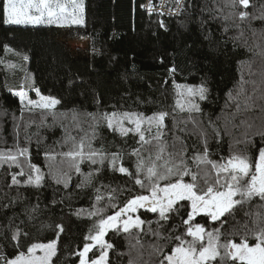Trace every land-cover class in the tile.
<instances>
[{"label":"trees","instance_id":"16d2710c","mask_svg":"<svg viewBox=\"0 0 264 264\" xmlns=\"http://www.w3.org/2000/svg\"><path fill=\"white\" fill-rule=\"evenodd\" d=\"M150 2L154 9L151 12L146 7ZM261 2L264 0H252L257 7ZM161 3L162 0H84V23L61 26L65 30L56 24L8 25L0 16V149H12L17 142L20 147H27L29 161L45 175L42 186L36 187L26 183V166L23 176L19 175V167H0V255L11 259L17 251L11 239L13 231L19 230L21 242L47 243L56 237L57 225H61L64 232L60 234L54 264H79L75 253L83 249L84 243H91L85 237L99 219L89 213L104 208L102 215L106 217L132 196L148 194L133 180L107 166L94 172L92 184L83 187H77L83 177L74 170L69 172L71 180L67 187L57 184L48 174L50 161L46 157L68 151L69 145L64 142L67 135L79 138L91 133L89 113L137 112L151 116L159 111L173 113L175 109L178 121L189 116L202 121L208 132L209 157L218 162H226L236 152L256 156L258 149L264 147V137L259 135L264 131V21L225 19L231 11L225 7L226 0H185V10L180 15L169 13V8L174 12L176 5L167 0L165 13L160 15ZM78 36L89 40L86 50L72 51L61 41ZM25 56L27 60L23 59ZM29 83L42 95L60 100L55 119L48 115L41 123L40 110L21 112L19 97L12 93L23 85L28 96L35 99L36 92L28 88ZM176 84H203L208 89L205 100L195 98L201 112H180L176 108ZM172 123L171 116L166 118V139L171 144L173 135H179L188 147V162L192 165L193 155L204 150L203 138L180 132L185 126L182 123L173 130ZM187 127L191 132L194 124L189 122ZM96 131L93 147H102L108 153L123 150L124 166L132 165L135 157L127 152L138 147V136L129 133L121 137L103 122ZM245 140L251 143L242 142ZM60 160L57 155L51 162L53 171L68 170ZM80 167L87 174L100 165L83 163ZM13 175L19 184L12 183ZM189 179L185 177L186 181ZM164 183L161 181L162 186ZM97 189L102 196L99 202ZM112 189H117L113 202L117 207L108 206ZM261 205L264 202L259 198L238 205L234 218H228L221 228V241L231 238L238 242L239 235L229 234L233 229L242 234L245 223L251 226L253 217L246 213L264 212ZM184 213L181 208L180 215L173 214L174 219L169 221L175 226L173 235L184 233ZM138 216L146 221L157 219L156 214L144 209H140ZM197 221L207 230L220 226L219 221L213 224L204 215L192 223ZM151 226L156 228L155 223ZM131 231L137 234L139 244L128 233L108 231L105 240L114 246L108 251V264H129L130 260L154 264L157 257L150 246L167 244L164 251L168 252L174 243L157 240L148 232V224L143 225V231ZM249 243L254 241L250 239ZM99 254L97 246L89 258L95 259Z\"/></svg>","mask_w":264,"mask_h":264},{"label":"snow or ice","instance_id":"6c2138e0","mask_svg":"<svg viewBox=\"0 0 264 264\" xmlns=\"http://www.w3.org/2000/svg\"><path fill=\"white\" fill-rule=\"evenodd\" d=\"M172 2L176 8L174 12L169 9V13L182 14L185 10L184 0H172ZM146 7L149 12L154 10L151 2ZM160 7H164L163 0ZM225 7L231 10L225 19L235 17L241 22L264 21V2L257 7L252 0H226ZM251 8H255L256 11H249ZM163 14L160 13V15ZM0 16H2L3 23L8 25H82L84 23V0H0ZM161 27H164L163 22H161ZM6 51H11V49H6ZM23 59L28 58L25 56ZM171 71L175 72V69ZM25 80L29 81L30 77L26 76ZM174 87L179 97L176 100V108L180 112L199 113L202 111L195 98L198 97L201 101L206 99L208 89L203 84L198 87L176 84ZM28 88L36 92L38 99H29L28 92L24 90L23 85L20 90L12 93L19 97L21 112L40 110L41 123L48 115L55 119L56 106L60 104V100L42 95L40 90L31 83L28 84ZM231 95L230 93V98ZM88 115L92 119L89 125L91 133L86 132L79 138L67 135L64 142L69 145L68 151L48 154L46 157L50 161L48 174L57 184H64L67 187L71 180L69 172L74 170L83 177L77 187H83L92 184L94 172L98 173L107 166L113 172H119L133 180L135 185L148 194L132 196L125 201L123 206L118 207L114 214L106 217L102 215L105 212L104 208H96L95 211L89 213V216H97L99 219L93 222L89 234L85 237V241H91V243H84L83 249L75 253L79 257V264H108V251L114 247L112 243L105 240L108 231L128 233L139 244L137 234L131 230L143 231L145 224H148V232L157 240L174 242L168 252L164 251L167 244L150 246L152 254L157 257L154 264H264V212L246 213L253 217L251 226L245 223L242 234L237 229H233L229 234L230 236L239 235L238 242L231 238L221 241V228L228 218H234V210L238 205L243 206L250 203L254 198H259L261 202H264V147L258 149L256 156L236 152L231 154L226 162H218L209 157L208 132L202 121L191 116L178 121L175 109L173 113L159 111L151 116L137 112L89 113ZM169 116L173 120V130L182 123L185 126L179 129L180 132L199 135L203 138L204 150L202 153L197 152L193 155L192 165L188 162V147L184 140L179 135H173L172 142L169 144L166 139L168 136L166 118ZM101 122L112 132L119 133L121 137H126L129 133L138 136V147L127 152L128 156L135 157L131 166H124L125 152L123 150L108 153L102 147H93V141L98 136L96 129ZM126 122L131 127H126ZM189 122L194 124L191 132L187 127ZM213 132L219 135L214 127ZM244 135L247 137L248 133L245 132ZM259 135L264 137V131L259 132ZM242 142L251 143L250 140ZM13 148L15 151L0 149V166L8 164L9 167H19L21 176L25 175L24 167L26 166L28 169L26 183L36 187L42 186L45 175L36 164L29 161V149L20 147L18 142L13 145ZM145 153H148L147 156ZM57 155L61 157V164H67V171L64 169L53 171L51 162L56 160ZM21 157L24 159L22 160ZM221 160L224 158L221 157ZM83 163L90 166L100 165V168L85 174L80 167ZM193 166L195 171H193ZM185 177L190 179L186 181ZM161 181L165 182L163 186ZM12 183H20L16 175L12 176ZM96 191V201L99 202L102 196L99 194V189ZM116 199L117 189H112L108 206L117 207L113 203ZM189 206L190 211L187 210ZM181 208L185 209L184 215L187 217L186 219L182 217V224L187 227L183 234L173 235L175 226L169 221L174 219L173 214L180 215ZM138 209L157 214V219L154 222L146 221L138 215L133 218L130 213H136ZM79 214L78 212L77 215ZM201 214L210 218L213 224L219 221L220 226L207 230L199 221L193 224L195 217ZM125 216L127 218L122 219ZM221 217L225 219L222 220ZM153 223L156 224L155 229L151 226ZM57 228L56 237L47 243H36L30 240L21 242L19 230L13 231L11 239L15 241L14 248L17 251L11 259L0 255V262L2 264H54L53 258L58 254L60 234L64 232L63 226L57 225ZM168 229L171 231H167ZM166 231L167 234H165ZM27 235L24 233L25 237ZM250 239L254 241V244L249 243ZM97 246L100 251L99 256L90 259L89 253ZM37 252L42 254L37 255ZM129 264H136V262L130 260Z\"/></svg>","mask_w":264,"mask_h":264},{"label":"rangeland","instance_id":"374dc122","mask_svg":"<svg viewBox=\"0 0 264 264\" xmlns=\"http://www.w3.org/2000/svg\"><path fill=\"white\" fill-rule=\"evenodd\" d=\"M167 1L170 3L172 0H167ZM184 1H185V0H184ZM169 9H170V8H169ZM41 25H44V24H41ZM17 26H21V25H17ZM27 26H31V25H27ZM58 28H59V29L62 28V30H65L64 27H61V26H58ZM61 41L64 42V43L69 47V49L72 50V51L86 50V49L88 48V46H89V40L86 39V38H84L83 36H78V37L75 38V39H71V40H67V41H65L64 39H62ZM24 90H25V88H24ZM28 97H29V99H32L31 96H28ZM36 99H38L37 96H36L35 99H32V100H36ZM125 126H126V127H131V125H128L127 122L125 123ZM7 150H8V149H7ZM7 150H5V151H7ZM12 150L15 151L14 148H12ZM0 167H1V166H0ZM139 211H140V209H138L136 213H130V215H132L133 218H135L137 215H139ZM201 215H203V214H201ZM156 216H157V214H156ZM199 216H200V215H199ZM197 217H198V216H197ZM197 217H195V219H196ZM126 218H127L126 216H125V217H122V219H126ZM195 219H194V220H195ZM41 254H42V253L37 252V255H41Z\"/></svg>","mask_w":264,"mask_h":264},{"label":"built area","instance_id":"2783aa9c","mask_svg":"<svg viewBox=\"0 0 264 264\" xmlns=\"http://www.w3.org/2000/svg\"><path fill=\"white\" fill-rule=\"evenodd\" d=\"M165 2H166V0H163V4H165ZM163 8L164 7H160V10L163 11ZM163 13H165V12L163 11Z\"/></svg>","mask_w":264,"mask_h":264},{"label":"bare ground","instance_id":"6f19581e","mask_svg":"<svg viewBox=\"0 0 264 264\" xmlns=\"http://www.w3.org/2000/svg\"><path fill=\"white\" fill-rule=\"evenodd\" d=\"M4 50V49H3ZM5 54V53H4ZM23 54V53H22ZM5 56V55H4ZM21 119V118H20Z\"/></svg>","mask_w":264,"mask_h":264}]
</instances>
